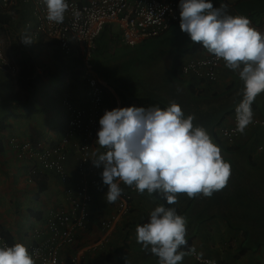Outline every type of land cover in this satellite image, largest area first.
Listing matches in <instances>:
<instances>
[{
    "label": "crops",
    "instance_id": "1",
    "mask_svg": "<svg viewBox=\"0 0 264 264\" xmlns=\"http://www.w3.org/2000/svg\"><path fill=\"white\" fill-rule=\"evenodd\" d=\"M211 2L214 7L227 4L229 15L247 17L251 22L250 26L260 32L261 21L264 18V0H211ZM32 7L31 0H13L10 8L5 12L11 18L10 23L0 25V39L2 41L4 38L8 56L13 58L19 67L15 78H10L0 71V118L8 117L5 121L6 128L0 129V136L6 139H32L51 143L61 138L64 129L65 112L59 101L61 93L58 88L64 78L60 69L62 59L52 42L42 35L35 34ZM113 23L106 25L109 28L105 31L106 33L112 31ZM177 35L180 37L178 31ZM103 36L104 34H101L98 49L92 54L93 58L97 57L95 60L97 62L103 60L101 57L104 54L101 53L102 45L112 42L109 36ZM25 37L30 38V44L22 43V39ZM186 37L188 35L185 33L183 36L185 42L177 43L171 49L174 53L180 45L191 44L190 38ZM51 51L52 53H50ZM169 59L166 61L167 65L171 63V59ZM19 71H21L20 74ZM35 74L42 75L38 81L32 80ZM183 80L187 85H193V89L197 91L199 97L192 98L191 95H188L183 102L180 100L181 98L176 100H179V104L184 109L183 112L187 116L194 115L195 119L207 117L206 109L211 99L223 101L244 86L239 79L238 72L226 68L224 63L218 67L217 78L213 82L197 83L187 77ZM56 81L59 83L57 84ZM77 81L79 83L76 82L74 87L67 90H70L75 103L78 106H83L86 104L84 88L79 78ZM66 82L70 84L72 81L66 80ZM106 88L113 99L110 100L108 94L105 95L101 117L105 110L120 108L121 105L114 88L107 85ZM179 88L181 85L177 83L176 92L173 90L172 96L177 95ZM16 94L20 96L21 100L32 104L38 113L30 119L21 118L26 115V112L23 106L16 105ZM257 113L259 114L258 110ZM259 116L261 115L259 114ZM248 136L244 137L246 142L251 140ZM75 139L79 140L80 138ZM3 149V153L0 154V228L7 232L11 245L21 243L28 249L35 240L34 229L42 228L43 230L45 228V216L53 210L67 208L65 187L53 172H49L46 176V183L40 184L45 185V190L40 192L38 197L37 188H33L37 185H32V182L28 180L29 164L18 162L11 147L5 146ZM100 153L101 147L94 142L92 159L96 158L94 154ZM257 157H259L260 165L264 164V158L260 155ZM77 159V152L69 150L65 168L72 184L78 180ZM91 160L88 169L93 170L97 182L91 186L93 200L90 204L89 222L85 228L75 231V240L71 245L61 249L62 257L68 259L75 254L80 255V250H82L80 264H110L114 257L129 264H158V257L144 251L135 239L137 225L148 222L150 212L159 206L154 193L152 195L147 192L139 194L136 191L133 194L130 212L116 223L115 229L110 234L111 240L103 247L88 248L89 243L100 239L102 235L101 222L115 210V202L107 203L105 199L107 186L101 179L103 169L93 166ZM120 186L126 187L122 183ZM189 201L191 199L185 194L178 195L177 204L180 209H185ZM202 224V227H198L199 233L195 235L190 248L185 251L187 254L184 256L182 264H204L192 259V251L217 264H264V259L260 258L262 249L242 251L244 239L240 231L231 229L222 218H209Z\"/></svg>",
    "mask_w": 264,
    "mask_h": 264
},
{
    "label": "clouds",
    "instance_id": "2",
    "mask_svg": "<svg viewBox=\"0 0 264 264\" xmlns=\"http://www.w3.org/2000/svg\"><path fill=\"white\" fill-rule=\"evenodd\" d=\"M43 4L47 21L55 24L63 22L65 13L69 9L68 0H43ZM227 7V4L214 7L211 0H179L177 9L180 19L172 26L179 23L180 30L190 37L192 43L200 44L204 50L185 54L178 64V76L187 77L192 81L195 79L197 83L210 81L193 73L182 75L179 71L184 60L206 54L222 60L226 68L238 72L239 79L244 85L242 99L234 112L236 114L235 131L241 133L240 140L229 145L218 136L219 125L228 122L231 114H227L217 122L215 136L224 146H235L240 150H248L250 145V154L253 152L256 157L258 153H261L257 150L259 136L250 131H244L252 123V108L257 112V107L252 104L258 95L264 93V33L251 27V22L247 17L229 15ZM1 10L6 12L2 8ZM106 25L96 39L95 50L89 56V61L97 74L92 54L98 49V41ZM35 34L42 35L52 42L58 49L57 52L64 55L62 59L66 62H69L71 58H78L80 61L78 78L81 80L84 62L76 55L77 46H73V54L68 56L63 53L55 40L36 32V23ZM117 41L123 44L121 31L117 36ZM22 43L30 44L31 40L25 37ZM1 44L3 46L2 41ZM136 45L125 46L134 47ZM6 55L8 56L7 52ZM14 63L17 64L15 60ZM99 77L107 86H110L105 79L100 75ZM133 78L139 81L137 76ZM67 89L69 88L63 92ZM106 89L105 86L104 100ZM62 109L66 118L65 128L68 114L65 108L62 107ZM101 114L98 121L100 127L96 133L97 139L94 141L101 147V153L94 154L96 158L91 162L93 166L103 169L101 179L107 186L105 194L107 203L116 202L129 187L134 189L131 192L132 198L136 191L139 194L147 192L149 195L160 193L163 194L168 205L176 204L179 194H185L191 200L200 196L210 198L214 192L226 187L231 173L230 164L223 160L221 149L213 142L207 130L202 126L193 125L194 115L190 114L185 117L186 114L177 103L171 102L165 109L157 106L146 109L130 106L105 110L102 117ZM205 121L204 119V123ZM247 135L251 140L248 141L249 144L246 147H242L243 144L248 143L244 139ZM11 139H8L9 145L14 152V157L18 160L10 144ZM102 149L105 150L103 153ZM22 162L29 164L28 180L31 182L30 163L25 160ZM94 178L97 182L96 177ZM121 183L126 187H121ZM110 234L111 231L109 233L111 240ZM186 235V217L178 215L175 208L159 205L150 212L148 222L137 225L135 239L144 251L158 257V264H182L187 254L182 251L187 247ZM0 237L5 239L4 235ZM96 242L88 245V248H93ZM9 245H0V264H35L26 246L21 243Z\"/></svg>",
    "mask_w": 264,
    "mask_h": 264
},
{
    "label": "built area",
    "instance_id": "3",
    "mask_svg": "<svg viewBox=\"0 0 264 264\" xmlns=\"http://www.w3.org/2000/svg\"><path fill=\"white\" fill-rule=\"evenodd\" d=\"M27 1V0H26ZM13 0H0V7L7 11ZM32 14L35 18L36 32L57 42L60 49L68 56L73 54L83 59L81 81L84 87L86 104L78 106L72 99L70 90L63 92L59 98L65 108L68 119L59 140L46 143L43 140L18 141L11 139L10 144L18 159L30 163V177L44 171L53 172L64 184L67 208L53 210L47 214L45 228L35 229V240L28 251L35 264H80V255L68 259L61 255V249L73 243L75 231L83 229L89 218V205L92 201L91 186L95 183L93 170L88 169L92 159L94 141L99 130V119L104 103L106 84L93 69L89 56L96 48V39L110 22H116L121 31V41L127 46L141 43L157 36L160 31L179 21V11L175 0H68L69 9L62 23L47 21L43 0H31ZM261 33H264V18L261 21ZM224 63L211 54L184 60L179 71L182 75L195 74L206 80L216 78V69ZM18 65L6 55L0 41V71L11 77H17ZM154 106L143 105L139 108ZM253 118L244 132L259 136L257 150L264 151V117L252 108ZM236 114L232 113L228 122L217 129L219 138L225 144L240 140L241 133L235 131ZM75 138H80L79 140ZM78 154L76 169L78 180L72 184L65 168L69 150ZM105 150L102 149V153ZM102 167V166H101ZM130 188L123 192L115 202V210L101 222L102 235L92 246L99 248L109 242V233L116 223L129 213L132 199ZM45 229V232H44ZM45 233V234H44ZM1 246H10L0 237ZM191 256L197 262L216 264L209 258H202L192 251Z\"/></svg>",
    "mask_w": 264,
    "mask_h": 264
},
{
    "label": "trees",
    "instance_id": "4",
    "mask_svg": "<svg viewBox=\"0 0 264 264\" xmlns=\"http://www.w3.org/2000/svg\"><path fill=\"white\" fill-rule=\"evenodd\" d=\"M177 7L179 8V0H175ZM11 18L5 12H3L0 8V25L9 24ZM179 24V23H178ZM172 25L163 31H160L157 36L151 37L143 41L142 43H152L156 41L151 47V51L153 53V57L160 56L162 53L169 54L174 53L171 49L174 48L177 44L175 42L171 43H161V39L167 34ZM178 33L181 35L183 32L178 29ZM177 33L175 34V38L177 37ZM190 38V37H189ZM183 45V44H182ZM181 46V45H180ZM179 46V47H180ZM204 48L200 44L192 43L187 45L177 54L172 57L171 67L172 69V82L178 83L182 77L178 76V64L181 58L185 54H193L197 51H202ZM56 52V51H55ZM149 54V53H148ZM150 56V55H149ZM64 55H60L62 59ZM97 58V57H96ZM94 58V60H96ZM104 62L101 60L98 62L94 61V68L97 70L98 74L106 80V82L114 88L115 93L117 94L119 100L121 101L120 108L125 107H141L143 105L147 106H157L161 109H165L171 102L177 103L182 111L183 107L179 104V100H176L174 96H167L164 93L163 86L161 84H156L154 82L147 83L143 78H140L139 81H136L131 74H124L125 72L121 71L122 69H117L112 71L106 65H103ZM80 65V61L78 58H71L69 62H65L64 59L60 62V69L63 77V82L59 85V92L62 93L66 88L74 87V84L77 82L78 74L80 71L78 67ZM130 71V70H129ZM21 71H19V74ZM31 75V73L29 72ZM33 74V73H32ZM41 74H35L32 77V80L38 81L41 78ZM72 81L70 84L66 82ZM195 79H193L194 81ZM167 81L164 82L166 84ZM244 87V86H243ZM65 88V89H64ZM61 89L62 92H61ZM242 90L234 92L229 98H225L223 101H219V99H211V102L207 107V117L211 118L212 115L216 114L219 109L223 111L225 117L227 114H232L235 112V107L238 105L240 100L242 99ZM189 95L192 98H198L199 95L197 91L193 89V85H188ZM105 94H108L109 99H113V96L106 89ZM16 96V105L23 106L26 112L21 118L30 119L34 114L38 113L37 109H35L32 104L30 105L28 102L21 100L19 95ZM182 102L185 99H180ZM198 101V100H197ZM202 103V102H201ZM254 107H257L255 104H252ZM218 110V111H217ZM187 116V114H186ZM204 117V116H203ZM223 117L220 119L222 120ZM8 117L0 118V129L6 128V120ZM18 118V117H17ZM20 118V117H19ZM201 118V117H200ZM197 118L193 120L194 126H202L197 122ZM219 120V121H220ZM65 121L63 122V126L65 125ZM198 123L199 125H197ZM203 127V126H202ZM215 136V133H214ZM216 137V136H215ZM0 136V154L3 153L4 147L9 146V140ZM255 144V139L253 140V147ZM225 149L228 151L237 150L235 146H225ZM260 157L264 158V152L258 153ZM257 157V156H256ZM247 163L250 165V168L246 167L245 175L243 180H240L238 176L232 172V178L228 179L227 185L220 191H216L210 198H205L203 196L192 199L189 202V205L185 208V210H181L179 205L173 204L168 205L165 200L163 194L154 193L155 200L158 202V205H164L165 207L175 208L178 215H184L187 218V226L195 227L202 223L205 219L220 217L225 220L228 226L231 229L239 230L244 243L242 245V251H246L249 249H264V164L260 165L257 159L252 158L250 152L246 155ZM19 161H23L22 159H18ZM257 171L254 173H250L249 171ZM260 174H259V173ZM49 172L44 171L39 174H35L31 176L32 185L36 184L37 195L39 197L40 192H44L45 185H40L42 183H46V176ZM251 176V177H250ZM149 219V216H148ZM89 222V221H88ZM243 229H242V228ZM127 228V227H126ZM128 229V228H127ZM188 230V229H187ZM7 232L0 228V235L5 236V240L7 243L11 244L9 236L6 234ZM195 238V234L191 233V236L187 239V247L182 249V251H186L190 248L191 243ZM97 239L92 241L90 244L96 242ZM192 259L196 261L193 257ZM197 262V261H196ZM204 263V262H198ZM110 264H129L125 263L123 260L118 257H114V260ZM206 264V263H204ZM217 264V263H216Z\"/></svg>",
    "mask_w": 264,
    "mask_h": 264
},
{
    "label": "rangeland",
    "instance_id": "5",
    "mask_svg": "<svg viewBox=\"0 0 264 264\" xmlns=\"http://www.w3.org/2000/svg\"><path fill=\"white\" fill-rule=\"evenodd\" d=\"M113 24H112L113 25L112 31H110L109 33H106L105 31L107 29H109L106 27L105 31L102 33V35L104 34L103 37L109 36L112 40V42L102 45V48H101L102 52L101 53H104V54H102L104 57L101 55V57L103 59L102 61L112 71L120 68V69H122L121 70L122 72L123 71L125 72L124 74H128V75L131 74L132 76H137L138 80L141 77V78H143L144 81L146 80L147 83L148 82L149 83L154 82L156 84H161L163 86L164 93L167 96L171 97L173 94V90L176 92V85L177 84L172 82L173 81L172 80L173 75H171V74H172L173 67H171V63L169 65H167L166 61L169 58L172 60V57L176 54V52H178L179 50H181V48H183V45L178 47V49H176L175 53H173L172 55H170L169 53H162V54H160V56L153 57L151 47L154 43H156V41H154L152 43H144V44L140 43L134 47H127V46L123 45L120 41L119 42L117 41V35L119 34V28H118L116 23H113ZM178 29H180L179 24L172 26L170 28V30L167 32V34L164 36V38L161 39V41L164 40L162 43L175 42L177 44L180 42H182V43L185 42V41H183L184 40L183 36L185 34L184 32L182 35H180V37L177 36L175 38V34L177 33ZM111 32H112V34H111ZM186 38H189V36ZM2 42H3L4 49H6V43L4 41V38L2 39ZM186 45H187V43H185V46ZM50 53H52V51ZM64 61L66 62V60H64ZM165 81H167L166 84H164ZM56 83L58 84L59 81H56ZM178 83L181 85V88H179V92L177 90V95L179 97L177 95L176 96L174 95V98L175 99H180V98L186 99V97L190 94L188 91V85L186 84L185 80H183V79H181ZM253 104H255L257 106V110H258L259 114L261 116H264V93H261L260 95H258ZM223 111H224V109H223ZM223 111H220V109H219V111L216 114L212 115L211 118L208 119L207 122L205 121V123H204V119H206V118H200V119H198L197 122L200 123L207 130V132L210 135V137L212 138L213 142L217 146H219V148L221 149V155H222L223 160L230 164L231 173H230L229 178H232V172H233L236 175V177L238 176V178L240 180H243L244 178H242V177L246 176L244 173L246 170V167L250 168V165L247 163L246 155L250 152L251 146L249 145L248 150L247 149H245V150L237 149L234 151H228L225 149V146L218 141V139L214 136L215 128H216L215 125L225 115V113ZM185 117H187V116L185 115ZM198 123H196V124L199 125ZM248 144H249V142L243 144L242 147H244V146L246 147V145H248ZM251 154H252V158H254V159L256 158L258 161L259 157H255L253 152H251ZM249 172L254 173L257 171L251 170ZM181 210H185V209H181ZM182 216H184V215H182ZM202 225L203 224L200 223L199 225L196 226V228L195 227L189 228L187 226L188 230H187L186 238H189L191 236V233H193L195 235L198 234L199 230H200L198 227L199 226L202 227ZM254 249H252V250H254ZM263 251L264 250L260 251V253H261L260 258L261 259H264Z\"/></svg>",
    "mask_w": 264,
    "mask_h": 264
}]
</instances>
